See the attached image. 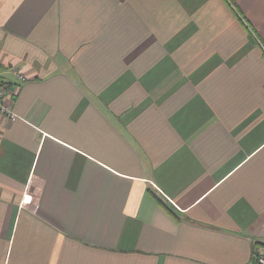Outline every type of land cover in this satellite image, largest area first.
<instances>
[{
	"label": "crops",
	"instance_id": "1",
	"mask_svg": "<svg viewBox=\"0 0 264 264\" xmlns=\"http://www.w3.org/2000/svg\"><path fill=\"white\" fill-rule=\"evenodd\" d=\"M0 77V264H256L264 0H0Z\"/></svg>",
	"mask_w": 264,
	"mask_h": 264
},
{
	"label": "built area",
	"instance_id": "2",
	"mask_svg": "<svg viewBox=\"0 0 264 264\" xmlns=\"http://www.w3.org/2000/svg\"><path fill=\"white\" fill-rule=\"evenodd\" d=\"M13 74L17 77L18 80H23V76L19 75L16 71H13ZM7 93V86L0 77V112L10 114L9 110L4 104V98ZM11 115V114H10ZM256 264H264V250L260 253Z\"/></svg>",
	"mask_w": 264,
	"mask_h": 264
},
{
	"label": "bare ground",
	"instance_id": "3",
	"mask_svg": "<svg viewBox=\"0 0 264 264\" xmlns=\"http://www.w3.org/2000/svg\"><path fill=\"white\" fill-rule=\"evenodd\" d=\"M260 255V254H259ZM259 257V256H258ZM258 259V258H257ZM256 263H257V261H256Z\"/></svg>",
	"mask_w": 264,
	"mask_h": 264
}]
</instances>
